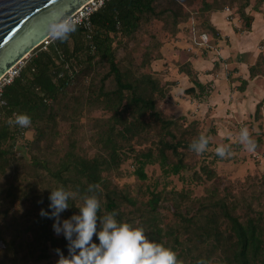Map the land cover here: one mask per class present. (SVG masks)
Segmentation results:
<instances>
[{
	"label": "trees",
	"instance_id": "16d2710c",
	"mask_svg": "<svg viewBox=\"0 0 264 264\" xmlns=\"http://www.w3.org/2000/svg\"><path fill=\"white\" fill-rule=\"evenodd\" d=\"M237 1V2H236ZM108 0L91 16V28L77 25L66 42L53 41L37 47L26 59L19 77L4 88L6 105L0 108V208L25 211L12 215L0 227V264H32L49 260L59 248L67 256V241L52 228L54 220L41 217L51 211L50 190L63 185L83 195L89 185H99V215L115 212L117 221L143 227L150 240L174 250L184 264H264V203L260 195L231 198L225 187L214 185L204 197L191 191L151 193L146 202L130 197L110 179L126 161L134 174L146 181V168L158 163L166 175L180 176L190 170L189 145L200 134L209 137L204 123L184 116L168 115L161 108L172 83L153 68L161 60L162 48L176 40L182 27L193 19L198 39L210 37L208 50H215L220 32L211 22L213 12L233 10L242 27L251 32L253 13H261L264 0ZM230 6V7H228ZM144 34L149 41L145 42ZM201 42V39H200ZM264 47V41L260 43ZM139 60L136 55L140 53ZM123 52V53H121ZM230 59L226 60V63ZM218 64L214 65V71ZM194 86L184 93L206 100L210 84L199 82L189 62L179 65ZM250 79L264 73V52L249 68ZM248 81L242 80L244 92ZM264 99L257 104L254 120L259 122ZM93 118L91 140L95 152L81 148V118ZM14 112L31 117L28 129L8 124ZM254 121V122H255ZM67 122L65 132L61 123ZM31 134V137H29ZM211 143L209 141L208 146ZM23 148L18 153L17 147ZM27 156V158L25 157ZM206 180L216 173L202 168ZM201 177L195 171L191 181ZM256 200L254 207L252 201ZM42 201V203H38ZM10 205L3 210L4 204ZM81 203L70 199L69 218Z\"/></svg>",
	"mask_w": 264,
	"mask_h": 264
},
{
	"label": "crops",
	"instance_id": "0c3cea01",
	"mask_svg": "<svg viewBox=\"0 0 264 264\" xmlns=\"http://www.w3.org/2000/svg\"><path fill=\"white\" fill-rule=\"evenodd\" d=\"M252 31L240 34L238 19L226 21L224 11L213 12L211 22L220 32L221 39L215 50L203 53L193 19L182 27L178 38L162 48L161 60L153 63L166 82L172 83L168 98L162 109L168 115L184 116L189 121L198 120L207 124L211 135L237 141L241 127H249L254 122L257 104L264 99V73L250 79L249 68L257 62V44L264 41V19L254 13ZM263 18V17H262ZM237 29V30H236ZM230 62L226 63V60ZM191 63L201 84H210L212 92L204 100H196L184 91L194 86L192 80L179 72V65ZM218 64L214 71V65ZM242 80L248 81L244 92L240 91Z\"/></svg>",
	"mask_w": 264,
	"mask_h": 264
},
{
	"label": "clouds",
	"instance_id": "9594fccd",
	"mask_svg": "<svg viewBox=\"0 0 264 264\" xmlns=\"http://www.w3.org/2000/svg\"><path fill=\"white\" fill-rule=\"evenodd\" d=\"M78 21L68 16H54L47 22V33L51 40L66 42L77 30ZM2 103V102H0ZM8 124L21 129L31 127V117L25 113L14 112ZM238 143L248 152H254L257 143L249 129L241 127ZM209 137L200 134L189 145L197 155L208 149ZM216 155L225 158L232 155L231 147L221 144L215 149ZM99 185H89L81 195L78 191H69L63 185L51 189L48 197L51 210H40L39 215L54 220L53 231L63 235L67 241V256L59 248L56 264H184L177 253L162 243L150 240L143 227L116 219V213H98L101 202L96 195ZM79 198L81 203L69 218L62 219V213L68 211L69 200ZM38 203H42L39 201ZM197 264H205L198 261Z\"/></svg>",
	"mask_w": 264,
	"mask_h": 264
},
{
	"label": "rangeland",
	"instance_id": "374dc122",
	"mask_svg": "<svg viewBox=\"0 0 264 264\" xmlns=\"http://www.w3.org/2000/svg\"><path fill=\"white\" fill-rule=\"evenodd\" d=\"M255 1L256 0L250 1L251 4L247 11H250L251 6L254 5ZM230 8L236 9L237 3L233 4ZM260 10V14L263 17H260L261 21L264 19V5H262ZM238 24L240 29L242 25L239 20ZM244 33L245 31L240 32V34ZM144 40L145 42L149 41L148 34H144ZM262 47L261 44H257L256 51L259 53H261V51L264 52V47ZM141 52L142 50L136 55L138 60ZM99 115L100 111L87 113L81 118L80 122L83 127L80 132V137H82L81 148L84 149L89 156L95 152L91 140L93 118L99 117ZM187 123H189V120ZM248 124H250L248 129L257 143V148L254 152L246 151L238 143V136L237 141L230 144L228 143V139L222 141L221 138L210 135L209 141L211 145L208 146V149L204 153L197 155L195 152H192L188 155L187 161L190 164V170L181 174L183 175L182 177H184V180H182L180 176L166 175L161 166L158 163H154L146 168L148 176L147 180L144 182L140 181L134 174V165L131 161L123 163L119 172L111 174L110 179L130 197L141 202H146L150 198L152 192H160L169 195L170 193L191 191L193 197H204L211 193L214 185H220V190L225 187L230 190L232 193L231 198L250 199L252 195H260L262 197V202L264 203V108L262 109V116L259 122L255 121L247 123V125ZM207 127V124H205L204 130L202 131L205 132ZM67 128L68 123L62 122L61 130L65 132ZM29 137H31V134H29ZM221 144L230 145L232 152L231 156L220 158L216 155L215 149ZM17 151L19 153L20 151H23V148L18 146ZM25 157L27 158V156ZM203 166L212 169L216 173L215 181L206 180V176L201 169ZM195 171L201 178L199 180L191 181L192 174ZM3 185L4 182L1 181L0 187H3ZM252 203L254 207L257 206L256 200H253ZM9 207L10 205L5 203L2 209L9 210ZM24 212L25 211H14V209H11L9 211V217L3 219L5 211H1L0 208V227L6 228L8 224L12 222V215L18 217L19 214H24ZM57 259L56 256L52 255L49 260H42L32 264H56Z\"/></svg>",
	"mask_w": 264,
	"mask_h": 264
},
{
	"label": "water",
	"instance_id": "95a60500",
	"mask_svg": "<svg viewBox=\"0 0 264 264\" xmlns=\"http://www.w3.org/2000/svg\"><path fill=\"white\" fill-rule=\"evenodd\" d=\"M89 0H0V78L49 39L47 22L72 17Z\"/></svg>",
	"mask_w": 264,
	"mask_h": 264
},
{
	"label": "built area",
	"instance_id": "2783aa9c",
	"mask_svg": "<svg viewBox=\"0 0 264 264\" xmlns=\"http://www.w3.org/2000/svg\"><path fill=\"white\" fill-rule=\"evenodd\" d=\"M108 0H89L85 4H83L72 16V18L78 21L77 25L84 27L85 29L90 30L91 28V16L93 13L104 6L105 2ZM226 13V21L229 23L234 22L233 10L230 8H226L224 10ZM201 46L207 47L210 42V37L207 34H202L200 36ZM51 42V39L44 41L43 46L46 49V46ZM40 45V46H41ZM263 48V47H262ZM27 59V58H26ZM26 59L18 62L15 66L11 67L3 76L0 78V108L6 105V101L3 98L4 88L10 85L15 78L19 77L21 71L25 65ZM3 118V114L0 112V121Z\"/></svg>",
	"mask_w": 264,
	"mask_h": 264
}]
</instances>
